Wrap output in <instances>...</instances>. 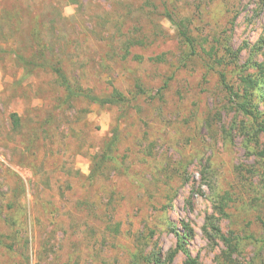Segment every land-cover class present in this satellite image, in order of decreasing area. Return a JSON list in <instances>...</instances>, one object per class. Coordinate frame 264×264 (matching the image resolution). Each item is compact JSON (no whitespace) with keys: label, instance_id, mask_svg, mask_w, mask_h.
Segmentation results:
<instances>
[{"label":"rangeland","instance_id":"1","mask_svg":"<svg viewBox=\"0 0 264 264\" xmlns=\"http://www.w3.org/2000/svg\"><path fill=\"white\" fill-rule=\"evenodd\" d=\"M220 75L264 114V0H0V264H264L262 120Z\"/></svg>","mask_w":264,"mask_h":264},{"label":"trees","instance_id":"2","mask_svg":"<svg viewBox=\"0 0 264 264\" xmlns=\"http://www.w3.org/2000/svg\"><path fill=\"white\" fill-rule=\"evenodd\" d=\"M165 17L168 21L174 24L172 18L169 15L165 14ZM177 32H178L179 37H181L182 40L187 44V46L193 50L194 45H193L192 39L188 37V35L185 32L181 31L180 29H178ZM37 55L28 61L21 57H16V59L19 63H21L23 67L48 69L55 76L59 86L63 88L64 93H65L66 102H69L73 99L82 98L100 107H117V106L122 105L123 97L116 90H113L111 94H109L108 96L97 97L95 95H92L91 93L85 94V93H82L79 89L73 88L72 85L69 83L65 75V71L63 70L60 64H52L50 61L45 60L43 51H41V54L37 53ZM253 67L257 70H260V71L262 70L261 65H253ZM220 80H221L224 90L233 99V102L237 110L240 113L250 118L254 122H256V120H262V122L259 123L258 127H259L260 132L264 133V118L261 119V117L264 114H261L258 111L257 107L253 106V103H252L253 93L258 87L259 81H257L256 79H252L250 76H248L245 80V86L243 87V89L241 91H234L233 88L228 87L225 84L223 75H220ZM11 118H12L13 126L15 128L18 127L19 120L16 117V115H12ZM106 153L107 152H105V154ZM189 264H193V263L191 262Z\"/></svg>","mask_w":264,"mask_h":264}]
</instances>
